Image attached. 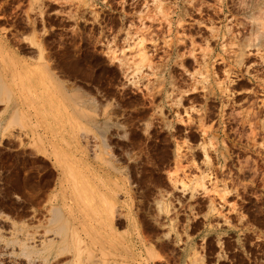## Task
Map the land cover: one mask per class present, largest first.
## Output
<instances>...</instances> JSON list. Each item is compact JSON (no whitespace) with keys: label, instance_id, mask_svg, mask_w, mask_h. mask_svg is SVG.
Returning <instances> with one entry per match:
<instances>
[{"label":"rangeland","instance_id":"1","mask_svg":"<svg viewBox=\"0 0 264 264\" xmlns=\"http://www.w3.org/2000/svg\"><path fill=\"white\" fill-rule=\"evenodd\" d=\"M0 79V264H264V0H0Z\"/></svg>","mask_w":264,"mask_h":264},{"label":"bare ground","instance_id":"2","mask_svg":"<svg viewBox=\"0 0 264 264\" xmlns=\"http://www.w3.org/2000/svg\"><path fill=\"white\" fill-rule=\"evenodd\" d=\"M261 26V25H260ZM261 33L262 32H260V34L258 35V33L257 34H255L254 36H256L255 37V39H254V41H253V43L252 44H250V42H249V45L250 46H252V48L254 49L255 47H257L258 48V46H260V35H261ZM254 34V33H253ZM262 37V36H261ZM250 40H251V38H250ZM249 40V41H250ZM243 47V46H242ZM249 47V46H248ZM260 49V48H259ZM259 49H257V51L259 50ZM142 54H143V52H142ZM144 56V55H143ZM244 56V55H243ZM144 58V57H143ZM1 80V79H0ZM69 94V93H68ZM68 99H69V101L68 102H70V104L73 106V108L75 109V105H81V104H83V106L84 105H86L87 104V102H89V100H81L82 98H80V96H79V94H76V92L73 94H69L68 95ZM80 107V106H79ZM78 107V108H79ZM85 107V106H84ZM78 108H76V110H78ZM79 110H80V108H79ZM78 110V111H79ZM81 110H83V109H81ZM80 110V111H81ZM86 110H87V108H86ZM86 110L84 109V112H82V114H81V116H83L84 118H85V125H83L84 126V130L85 131H87L89 128H90V125L93 123L92 122V118H91V113H89L88 112V110H87V112H86ZM79 111V112H80ZM93 125V124H92ZM107 126V123L106 122H104L103 124H101V126L99 127V130L101 131V142H102V146L103 147H107V144H106V139H105V134H104V128ZM96 129V128H95ZM106 129V128H105ZM95 151V150H94ZM96 152V151H95ZM105 152V151H104ZM95 156L98 158V160H100V162H102V163H106V161H105V159H103V151H101V150H99V152L98 153H95ZM103 165V164H102ZM58 213V212H57ZM56 216V215H55ZM52 232H54L53 234H57V235H59L58 234V232H62V229L60 230L59 229V231H52ZM32 237V236H31ZM28 239V238H27ZM54 239V238H53ZM49 240V239H48ZM27 241H29V240H27ZM31 241V240H30ZM11 242H14V241H11ZM15 242H16V240H15ZM32 242V241H31ZM41 242H43V241H41ZM47 242V241H46ZM53 242V241H52ZM17 243V242H16ZM26 243H28V242H26ZM29 244V243H28ZM32 244V243H31ZM31 244H29V246H32ZM43 245V244H42ZM53 246V244L51 243V241L49 242V243H47V244H45L44 246H43V248L42 249H40V248H36V250H28L27 249V244H22V254H24V255H26V256H28V257H30L31 256V254L33 253V254H36V255H40V256H44L43 254H45L46 256L47 255H50V252H51V250H52V248H54V247H52ZM57 246H58V244H57ZM58 247H60V246H58ZM57 247V248H58ZM30 248V247H29ZM31 248H33V247H31ZM61 250L60 251H64V250H68V251H70L71 253H72V260H71V262H68V263H63V264H79L80 262H81V258H82V255H81V253H80V251H78V250H74L72 247H69V246H67V245H62L61 244V248H60ZM57 252H58V250H57ZM69 252V253H70ZM46 256H45V258H43L42 260L43 261H48L47 259H46ZM28 262H30V261H28Z\"/></svg>","mask_w":264,"mask_h":264},{"label":"crops","instance_id":"3","mask_svg":"<svg viewBox=\"0 0 264 264\" xmlns=\"http://www.w3.org/2000/svg\"><path fill=\"white\" fill-rule=\"evenodd\" d=\"M69 94H67V95H65V98L68 96ZM67 100V99H66ZM67 103H68V101H67ZM70 105V104H69Z\"/></svg>","mask_w":264,"mask_h":264}]
</instances>
